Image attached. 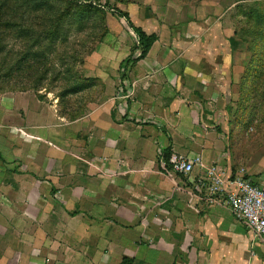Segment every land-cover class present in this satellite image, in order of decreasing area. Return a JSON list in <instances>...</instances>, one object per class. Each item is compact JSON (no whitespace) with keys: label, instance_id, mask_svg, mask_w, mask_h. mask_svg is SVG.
Here are the masks:
<instances>
[{"label":"crops","instance_id":"0c3cea01","mask_svg":"<svg viewBox=\"0 0 264 264\" xmlns=\"http://www.w3.org/2000/svg\"><path fill=\"white\" fill-rule=\"evenodd\" d=\"M128 6L131 23L157 40L143 58H106L113 66L91 75L82 114L75 103L78 115L67 117L50 91L46 100L25 94L0 102V257L10 264H264V235L193 185L203 167L189 175L159 168L169 153L234 175L224 131L214 124L231 94L233 33L219 20L171 27L155 10L133 14ZM252 159L250 179L264 187V166Z\"/></svg>","mask_w":264,"mask_h":264},{"label":"rangeland","instance_id":"374dc122","mask_svg":"<svg viewBox=\"0 0 264 264\" xmlns=\"http://www.w3.org/2000/svg\"><path fill=\"white\" fill-rule=\"evenodd\" d=\"M11 1L7 11L2 10L8 17H3L5 25L0 29V102L5 105L25 94L46 100L50 91L51 97L59 95L61 112L69 118H73L75 103L84 112L90 100L85 89L89 80H95L91 76L95 69L112 68V63H103L106 58L115 62L139 54L129 19L120 17L117 10L127 13L123 10L128 5L133 14L155 10L175 28L190 21L219 20L233 33L228 49L234 65L225 115L222 122L214 123L215 128L220 134L224 131V148L233 161L232 177L250 179L252 156L253 163L260 160L264 166V0ZM44 2L51 5L46 14L33 10ZM116 67L119 79L121 66ZM1 246L3 251L7 248L5 243ZM10 262L2 253L0 264Z\"/></svg>","mask_w":264,"mask_h":264},{"label":"built area","instance_id":"2783aa9c","mask_svg":"<svg viewBox=\"0 0 264 264\" xmlns=\"http://www.w3.org/2000/svg\"><path fill=\"white\" fill-rule=\"evenodd\" d=\"M133 36L135 39L134 33ZM160 161L166 163L162 155ZM167 163L173 170L184 175L191 174L196 165L203 167L204 174L194 179L193 185L199 190H205L210 202H221L228 206L254 236L264 235V187L244 176L224 177L215 167H204L199 158L173 154Z\"/></svg>","mask_w":264,"mask_h":264},{"label":"trees","instance_id":"16d2710c","mask_svg":"<svg viewBox=\"0 0 264 264\" xmlns=\"http://www.w3.org/2000/svg\"><path fill=\"white\" fill-rule=\"evenodd\" d=\"M10 2H12L11 0H1L0 1V29L2 28V26H4L5 24H2V19L3 17L5 16L6 18L8 17V14L5 12L7 11V9L9 8V5H10ZM35 11L37 12H42V13H45L46 14V10H48L49 8H51V5H48L47 3L45 4L42 3V4H39L35 7H33ZM5 10L3 13H2V10ZM118 14L120 17H124V18H128V15L127 13H124L122 11H119L117 10ZM127 24H128V27H130L133 32H134V35H135V40L137 41L136 45H135V49H138L139 50V56L138 58H143L148 50L150 49V47L152 46V44L157 40V36L155 34H146L141 28L139 27H135L130 20H127ZM55 32H57V28L56 30L53 29L50 33L51 34H54ZM47 34V32H46ZM168 157H169V153H166L165 154V160H166V163L163 164V165H160V169L161 170H167V169H170V165L167 163V160H168ZM125 262V260H124Z\"/></svg>","mask_w":264,"mask_h":264}]
</instances>
